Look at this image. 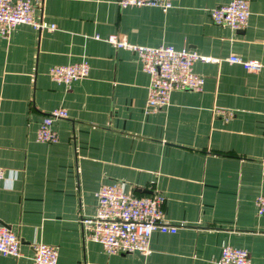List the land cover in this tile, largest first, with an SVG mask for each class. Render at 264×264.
<instances>
[{"label":"crops","instance_id":"0c3cea01","mask_svg":"<svg viewBox=\"0 0 264 264\" xmlns=\"http://www.w3.org/2000/svg\"><path fill=\"white\" fill-rule=\"evenodd\" d=\"M52 29L17 24L0 36V223L20 239V255L0 264H33V245L57 250L56 264H216L224 246L264 264V0H246L243 29L213 23L207 10L230 0H176L158 7L118 0H29ZM187 47L218 62L195 61L200 91L173 90L147 104L149 75L138 57L105 38ZM231 54L261 63L247 71ZM85 63L66 85L54 65ZM58 139H36L42 117ZM122 182L137 195L158 189L163 220L150 252L108 253L86 239L80 218L96 209L100 186Z\"/></svg>","mask_w":264,"mask_h":264},{"label":"built area","instance_id":"2783aa9c","mask_svg":"<svg viewBox=\"0 0 264 264\" xmlns=\"http://www.w3.org/2000/svg\"><path fill=\"white\" fill-rule=\"evenodd\" d=\"M176 0H118L125 6L150 5L165 11ZM35 4L29 0H0V36L17 24H29L35 29H52L54 26L34 15ZM210 20L219 25H227L234 30L243 29L249 17L246 0L229 2L207 10ZM105 40L113 46L127 48L139 59L142 69L149 75L147 104L150 107L165 106L173 90L200 91L204 79L192 70L195 61L218 62V58L203 55L194 49L170 45L131 44L123 33L108 35ZM227 61L240 64L245 70L253 72L261 68L255 59H243L231 54ZM85 63L54 65L49 69L51 77L68 85L87 75ZM66 111L56 108L46 113L39 122L36 139L53 143L58 136L53 129V121L66 117ZM264 174V168H263ZM3 170L0 168V180ZM97 205L91 216L80 218L83 236L100 243L106 252H150L149 239L154 231L175 233L177 227L164 222L162 208L164 195L158 189L148 194L137 195L125 187L122 182H110L100 186L96 193ZM258 214H264V196L256 198ZM20 239L8 227L0 223V254L20 255ZM57 250L51 245L38 243L33 245V264H56ZM216 264H250L246 250L224 246Z\"/></svg>","mask_w":264,"mask_h":264}]
</instances>
